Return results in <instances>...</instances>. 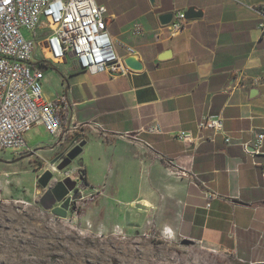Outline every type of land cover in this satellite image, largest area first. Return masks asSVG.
Returning <instances> with one entry per match:
<instances>
[{
	"label": "crops",
	"instance_id": "obj_1",
	"mask_svg": "<svg viewBox=\"0 0 264 264\" xmlns=\"http://www.w3.org/2000/svg\"><path fill=\"white\" fill-rule=\"evenodd\" d=\"M97 2L108 9L120 55L131 47L144 67L126 76L93 75L72 56L44 67L43 87L48 74H59L45 98L66 94L67 128L77 126L61 154L72 141L86 142L82 154L92 169H81L89 189L103 184L98 174L119 177L138 195L130 203L149 202V215L174 235L264 263V141L255 146L264 134V0ZM191 8L203 16L176 35L161 26L159 15ZM165 52L170 57L160 60ZM205 116L224 119L230 144L223 135L212 141L211 132L199 133ZM181 131L204 139L186 145L176 138ZM49 139L50 151L61 147Z\"/></svg>",
	"mask_w": 264,
	"mask_h": 264
},
{
	"label": "rangeland",
	"instance_id": "obj_2",
	"mask_svg": "<svg viewBox=\"0 0 264 264\" xmlns=\"http://www.w3.org/2000/svg\"><path fill=\"white\" fill-rule=\"evenodd\" d=\"M24 35L31 36L27 31ZM58 81L57 71L48 74L44 90L46 85L56 90ZM49 138L43 127L27 133L28 146L39 152L25 159L0 151V264H248L197 242L187 245L181 236L165 235L152 212L131 204L138 195L130 185H119V177L98 174L103 184L96 189H89L86 180L79 182L78 199L66 218L44 210L39 201L45 190L38 183L44 160L53 163L67 146L52 152ZM82 164L92 169L84 154L69 169ZM63 174L54 178L63 180Z\"/></svg>",
	"mask_w": 264,
	"mask_h": 264
},
{
	"label": "built area",
	"instance_id": "obj_3",
	"mask_svg": "<svg viewBox=\"0 0 264 264\" xmlns=\"http://www.w3.org/2000/svg\"><path fill=\"white\" fill-rule=\"evenodd\" d=\"M107 16V7L97 0H0V151L11 150L19 157L36 154L37 150L30 148L26 141L27 133L34 128L43 127L58 144L67 143L72 130L77 128L73 125L67 128L71 103L66 94L54 100L45 98L46 65L61 64L73 55L78 67L93 75L106 72L126 76L134 72L117 50ZM187 22L185 13H176L166 28L174 36ZM260 27L264 37V19ZM24 31L31 36L27 38ZM126 51L127 56L136 55L131 47ZM197 127L199 133L211 132L212 141L223 135L225 142L231 143L222 117L205 116ZM148 131L161 132L159 127ZM176 138L192 145L201 140V134L195 136L192 131H181ZM263 141L264 134L258 137L257 149ZM81 142L72 141L69 151ZM69 151L61 154L58 165ZM44 162L43 173L59 172L57 164ZM63 175L64 179L86 180L82 169L67 168ZM164 234L173 232L164 229Z\"/></svg>",
	"mask_w": 264,
	"mask_h": 264
},
{
	"label": "water",
	"instance_id": "obj_4",
	"mask_svg": "<svg viewBox=\"0 0 264 264\" xmlns=\"http://www.w3.org/2000/svg\"><path fill=\"white\" fill-rule=\"evenodd\" d=\"M156 1L157 0H150L152 5H155ZM174 15V12H167L159 15L158 19L161 26H169L174 19ZM185 16L187 20H192L202 17L203 13L196 8H191L185 12ZM170 55V52H165L160 56L159 59L166 60L170 57ZM124 62L134 72L141 71L144 67L138 55H129L125 57ZM85 145L86 142H81L78 146H76L66 154V156L64 157L65 159L58 165V173L63 172L65 169L69 168L73 161L82 155ZM34 154L35 153L26 155L24 157L22 156V158L32 157ZM60 159L61 155L57 157L52 164H56L60 161ZM19 160L21 159H18V161ZM54 174L55 173H53L52 171L47 170L39 177L38 183L45 190L39 203L44 210L50 211L56 216L66 218L71 203L78 199L80 184L77 180H74L70 177L57 181L54 178ZM185 244L191 245L194 244V241L185 240Z\"/></svg>",
	"mask_w": 264,
	"mask_h": 264
},
{
	"label": "bare ground",
	"instance_id": "obj_5",
	"mask_svg": "<svg viewBox=\"0 0 264 264\" xmlns=\"http://www.w3.org/2000/svg\"><path fill=\"white\" fill-rule=\"evenodd\" d=\"M201 139H204L203 135L201 134ZM139 204L144 208V210H147V212H149V210L152 209V206L149 204V202L147 201H142V202H139ZM134 205V204H132Z\"/></svg>",
	"mask_w": 264,
	"mask_h": 264
},
{
	"label": "flooded vegetation",
	"instance_id": "obj_6",
	"mask_svg": "<svg viewBox=\"0 0 264 264\" xmlns=\"http://www.w3.org/2000/svg\"><path fill=\"white\" fill-rule=\"evenodd\" d=\"M25 159V158H24ZM24 159H22V160H24ZM16 163V162H15Z\"/></svg>",
	"mask_w": 264,
	"mask_h": 264
}]
</instances>
